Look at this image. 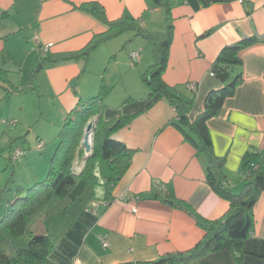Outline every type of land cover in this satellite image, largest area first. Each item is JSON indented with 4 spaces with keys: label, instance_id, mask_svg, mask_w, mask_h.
Here are the masks:
<instances>
[{
    "label": "crops",
    "instance_id": "obj_1",
    "mask_svg": "<svg viewBox=\"0 0 264 264\" xmlns=\"http://www.w3.org/2000/svg\"><path fill=\"white\" fill-rule=\"evenodd\" d=\"M90 1L103 6L108 20L127 15L150 31H165L171 25L162 80L182 89L184 98L192 101L186 112L188 124L203 111L208 92L222 86L209 74L220 50L244 38L259 39L240 51L242 63L233 74L240 73L241 82L218 115L206 122L212 152L223 159L225 180L239 191L246 159L256 161L248 156H264V0H0V104L11 100L12 77L21 86L28 81L49 99L54 111L51 131L42 127L35 133L37 140L51 139L54 144L68 112L79 100L96 95L102 85L108 89L102 119L131 115L112 135L132 150L128 169L109 194L100 178L66 215L50 224V264H135L187 251L204 231L190 213L165 200H178L206 220L226 214L229 202L207 181V155L171 124L176 117L173 106L159 99L145 107L148 89L142 75L153 61L151 43L132 32L134 40L122 34L101 42L85 63L48 61L75 53L106 30L75 8ZM47 43L51 46L41 51ZM132 52L138 57L133 59ZM96 56L104 69L89 71L87 65ZM14 138L18 137L1 134L0 150ZM36 152L34 146L27 153L29 159ZM33 175L32 181L39 179ZM252 216V231L240 259L224 248L190 264H264V191Z\"/></svg>",
    "mask_w": 264,
    "mask_h": 264
},
{
    "label": "trees",
    "instance_id": "obj_2",
    "mask_svg": "<svg viewBox=\"0 0 264 264\" xmlns=\"http://www.w3.org/2000/svg\"><path fill=\"white\" fill-rule=\"evenodd\" d=\"M165 1L168 2V0ZM75 8L100 21L106 30L96 35L75 53L48 61L52 64L71 60L85 63L90 52L98 44L128 31L133 32L135 36L147 39L152 45L153 61L142 75V81L148 89V101L145 107L159 99H164L173 106L176 117L171 124L207 155V181L216 194L229 202L226 214L218 219L206 220L178 200H165L170 205L190 213L204 231V235L187 251L170 252L155 260L135 264H190L208 253L224 248L238 254L236 258L240 259L244 252V242L250 236L253 227L252 207L260 192L264 191V156L258 153L248 156H255L256 161L251 162L246 159L243 165L244 183L239 191H234L222 172L223 159L212 152L206 122L218 115L224 100L234 93L241 82V74H233L234 67L242 63L240 51L259 39L244 38L220 50L211 71L222 86L208 92L203 111L192 124H188L186 112L192 101L184 98L182 89L169 86L162 80L171 25L168 24L165 31H150L140 27L136 19L127 15L108 20L103 6L96 1L84 2L75 5ZM83 70L84 67L81 71ZM107 93V87L102 85L96 95L86 101L77 102L66 115L58 131L57 147L50 159L45 178L35 180L26 188L18 186L15 197L5 203L6 210L0 214V264H50L53 249L51 237L47 233L50 224L66 215L68 208L83 195L88 187L98 184L100 178L106 187V193L109 194L128 169L132 150L114 140L112 135L127 123L131 115H120L104 121L101 113L106 106L104 98ZM93 116H97V121L92 131V148L84 160L81 171L75 173L72 170V163L81 152L80 141L84 127ZM16 139L14 138L12 142ZM12 144L0 150L8 152L10 161L19 158H13V152L17 148L13 149ZM96 173H99V178ZM39 225L42 227L40 231L36 230Z\"/></svg>",
    "mask_w": 264,
    "mask_h": 264
},
{
    "label": "rangeland",
    "instance_id": "obj_3",
    "mask_svg": "<svg viewBox=\"0 0 264 264\" xmlns=\"http://www.w3.org/2000/svg\"><path fill=\"white\" fill-rule=\"evenodd\" d=\"M158 28V30H162L161 27ZM123 35L127 40L129 39L127 37L131 36L132 32L128 31ZM131 39L134 40V36H131ZM97 57L99 56H96V58L91 60L87 65V69L89 71L98 68V66L99 70L104 69V65H101L100 67L99 58ZM35 69H37V66ZM11 81L13 82V85L10 86L8 84L10 87L9 97H11V100H7L4 102V104H0V135L2 134L5 136L11 135L13 137H18L12 145H14L16 148L24 150L23 155L24 153L25 155H22L14 161H10L8 159V152L0 151V214H3V212L6 210L5 203L7 201H11L15 197L17 193L16 188L18 186L26 188L30 186L32 182H34L32 181V178H34L33 173L38 175L40 180L45 178L50 165V159L57 147V141L53 144L51 139L49 141L48 139L47 141L42 139L43 141L41 142L44 143V147L40 152H38L40 148H36L38 140L35 133L40 131L42 127L44 132L51 131V125L49 122L53 121L52 113L54 112L52 102L46 97H41L35 90L31 88V86L28 85V81L23 83L22 86L18 80H15L13 77L11 78ZM73 82L76 83L75 80H73ZM17 88L24 89L16 91ZM20 107H22L21 112L17 111ZM11 111L13 112L12 114ZM9 118H17L18 123L15 127H6L1 123L3 119ZM88 121H94L95 125L97 116L91 117ZM92 131L90 134L91 136L88 139V143H90V150L92 148ZM81 141V152L75 157L72 163V170L75 173H79L81 171L84 165V160L90 153L85 151V147L82 146ZM34 146L35 151L37 150L36 154L34 155L35 158L29 159L27 153L33 150ZM41 156L44 161L41 159ZM36 230H42L41 225H39Z\"/></svg>",
    "mask_w": 264,
    "mask_h": 264
},
{
    "label": "built area",
    "instance_id": "obj_4",
    "mask_svg": "<svg viewBox=\"0 0 264 264\" xmlns=\"http://www.w3.org/2000/svg\"><path fill=\"white\" fill-rule=\"evenodd\" d=\"M51 46V43H47L43 46L40 47L41 51L45 52L49 47ZM131 57L133 59L137 58L138 57V53L137 52H132L131 53ZM211 76H214L213 72L210 71L209 73ZM189 87L191 89H194V85H189ZM2 123L5 124V125H10V126H14L16 124V120L15 119H3L2 120ZM42 147V142L41 141H38L37 142V148H41ZM23 154V151L20 149V148H17L15 149V151L13 152V158H18L20 157L21 155ZM103 244L106 245V242L104 240H102Z\"/></svg>",
    "mask_w": 264,
    "mask_h": 264
},
{
    "label": "water",
    "instance_id": "obj_5",
    "mask_svg": "<svg viewBox=\"0 0 264 264\" xmlns=\"http://www.w3.org/2000/svg\"><path fill=\"white\" fill-rule=\"evenodd\" d=\"M72 84H74V82H71V86ZM94 127V121H88L86 128L84 130L83 133V137H82V146L85 147V151L88 153L90 152V143H88V136L91 134V131L93 130Z\"/></svg>",
    "mask_w": 264,
    "mask_h": 264
},
{
    "label": "bare ground",
    "instance_id": "obj_6",
    "mask_svg": "<svg viewBox=\"0 0 264 264\" xmlns=\"http://www.w3.org/2000/svg\"><path fill=\"white\" fill-rule=\"evenodd\" d=\"M90 138V135L88 136V139Z\"/></svg>",
    "mask_w": 264,
    "mask_h": 264
},
{
    "label": "flooded vegetation",
    "instance_id": "obj_7",
    "mask_svg": "<svg viewBox=\"0 0 264 264\" xmlns=\"http://www.w3.org/2000/svg\"><path fill=\"white\" fill-rule=\"evenodd\" d=\"M91 136V135H90Z\"/></svg>",
    "mask_w": 264,
    "mask_h": 264
}]
</instances>
